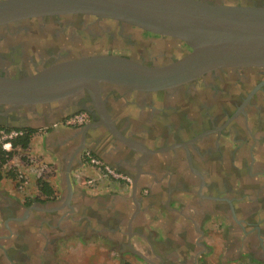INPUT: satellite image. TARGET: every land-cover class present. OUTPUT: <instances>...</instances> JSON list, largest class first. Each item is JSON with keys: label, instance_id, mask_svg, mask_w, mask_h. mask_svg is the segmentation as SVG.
<instances>
[{"label": "flooded vegetation", "instance_id": "af4514ba", "mask_svg": "<svg viewBox=\"0 0 264 264\" xmlns=\"http://www.w3.org/2000/svg\"><path fill=\"white\" fill-rule=\"evenodd\" d=\"M210 1L264 6V0ZM128 27L131 26L87 15L45 16L1 25L0 75L19 78L52 63L95 54H115L147 66H161L189 52L178 40L139 29L145 34L177 41L180 49L169 57L170 61L162 62L142 55L115 53L116 45L102 50L103 53L98 49L92 53L84 49L74 51V45L79 42L83 47L87 46L83 42L95 47L101 37L133 45L131 35L125 34ZM114 32L117 36L113 37ZM101 90L112 119L124 135L151 151L165 149L147 155L143 167L149 168L146 172L149 175L154 171L161 173L167 186L166 200L175 183H185L189 189L183 178L174 179L187 172L192 176L193 195L207 202V216L222 219L225 225L221 230L227 237L240 231L246 254L252 258L259 254L258 258L264 260V195L258 194L259 191L264 194V68L218 69L185 85L159 92L131 91L110 85H102ZM57 104L35 106L33 115H26L27 109L22 108L18 124L28 123L29 117L47 121L76 113L70 107L55 109ZM86 106L92 110L89 123L68 127L82 135L89 133L85 132V126L98 119L92 106ZM5 109L0 106V112ZM13 124L8 118L0 117L1 128L13 129L10 127ZM84 146L79 143L74 150L81 155ZM133 151L139 157L144 155ZM244 181L249 192L232 188L234 183L242 185ZM181 186L186 189L185 185ZM142 193L148 195V191ZM1 223L6 234L0 244V264H44L40 263L41 243L30 240L29 235L37 223L20 226L15 231L6 230V221ZM51 242L53 245L54 239Z\"/></svg>", "mask_w": 264, "mask_h": 264}, {"label": "crops", "instance_id": "0c3cea01", "mask_svg": "<svg viewBox=\"0 0 264 264\" xmlns=\"http://www.w3.org/2000/svg\"><path fill=\"white\" fill-rule=\"evenodd\" d=\"M69 107L58 103L55 109ZM66 116L69 114L47 121L29 117L27 129L34 131L29 146L17 149L5 167L13 168L23 179L0 181V244L6 234L1 226L4 220L7 231L37 223L28 234L32 238L38 235L40 263L44 264H240L244 255L252 264H264L259 254L252 258L239 252L238 230L224 241L222 219L207 216V202L193 195L192 176L187 172L174 179L183 178L189 189L185 183H175L166 200L161 173L149 175V168L142 167L146 174L139 178L134 199L131 187L102 177L74 149L83 143L103 162L132 178L139 154L102 125L86 135L61 125ZM39 179L50 184L54 199L40 193ZM147 191L144 196L142 192Z\"/></svg>", "mask_w": 264, "mask_h": 264}, {"label": "water", "instance_id": "95a60500", "mask_svg": "<svg viewBox=\"0 0 264 264\" xmlns=\"http://www.w3.org/2000/svg\"><path fill=\"white\" fill-rule=\"evenodd\" d=\"M63 15L118 21L178 40L189 48L182 57L161 66H147L115 54H95L52 63L19 78L0 75V106L6 107L0 117L14 123L11 128L28 127L27 123L18 124L22 108L27 109L26 115H33L35 106L64 103L71 109L91 113V108L86 106L90 104L98 119L85 126V132L102 125L128 148L144 152L136 161L131 184L134 199L147 155L165 149L151 151L124 135L105 105L101 86L159 92L185 85L218 69L264 68V6L210 0H0V26ZM65 179L70 193L68 168ZM134 203L138 209V203Z\"/></svg>", "mask_w": 264, "mask_h": 264}, {"label": "rangeland", "instance_id": "374dc122", "mask_svg": "<svg viewBox=\"0 0 264 264\" xmlns=\"http://www.w3.org/2000/svg\"><path fill=\"white\" fill-rule=\"evenodd\" d=\"M125 34L131 35L130 37H131L132 43H134L133 45H126V44L123 45V42H115V41H112V38L108 39L106 37H101L100 39H98V45H96L95 47H91V45L86 42H83V43L87 44V46L83 47L81 45L82 43L79 42L74 45V51H76V49L77 50L84 49L83 51L92 53L93 50L98 49L99 51L101 50L102 52V50H106L107 48L111 46L113 48L116 45L114 49L115 53L123 54V55H136V56L142 55L145 57L156 58L158 61L162 62V61H167V60L170 61L169 57L173 56V53L180 49V44L177 41H173L169 38H158L150 34H145L135 28L132 29L131 27H128L125 31ZM114 36H117L115 32L113 33V37ZM121 45L123 47H121ZM125 47L127 48V50L124 49ZM245 187H249L245 183V181L242 185H240V183L239 184L234 183V185L232 186L233 189H237L242 192L246 190L247 192H249L250 190ZM258 194L264 195L263 191H259ZM242 205L244 204H239L238 206H242ZM242 236L243 235H241L240 231H238V241L240 244H241L240 239ZM222 237H223V234H222ZM226 238L227 236L225 237L224 235V238H223L224 241H226ZM233 238H234V235H233ZM30 240H34L36 242L38 240V243H39L38 235L34 234L33 238L30 237ZM225 245H226V242H225ZM240 246H239V252H243V253L246 252V250L244 249V246L241 249H240ZM225 248L228 249L229 246L227 248V245H226ZM234 251H235V247L232 248V252ZM239 262L240 264H252L253 263L251 259L247 258V255H244L243 258L241 257L239 259Z\"/></svg>", "mask_w": 264, "mask_h": 264}, {"label": "built area", "instance_id": "2783aa9c", "mask_svg": "<svg viewBox=\"0 0 264 264\" xmlns=\"http://www.w3.org/2000/svg\"><path fill=\"white\" fill-rule=\"evenodd\" d=\"M59 123L65 127H82L89 123V113L86 111H79L69 116H66ZM23 133L24 132L21 129H7V128L0 127V148L1 150H3L4 152L12 151L11 142L14 139L22 136ZM81 156H82V159L89 166L97 169L102 177L108 180L114 181V182L122 183L128 187L131 186L132 178L129 175H126L122 173L121 171H118L114 169L113 167L109 166L108 164L103 162L100 158H98L96 155H94L89 149H83ZM17 179L21 181L23 179V176L21 174H18ZM86 184L92 186L93 181H87Z\"/></svg>", "mask_w": 264, "mask_h": 264}, {"label": "trees", "instance_id": "16d2710c", "mask_svg": "<svg viewBox=\"0 0 264 264\" xmlns=\"http://www.w3.org/2000/svg\"><path fill=\"white\" fill-rule=\"evenodd\" d=\"M24 133L22 136L14 139L11 142L12 151L10 152H4L0 148V181L4 178L11 177L16 179L18 176V172L14 170L13 168L7 169L5 168L8 160H10L14 154L16 153V149H22L25 150L28 148L30 139L32 134L34 133L31 129H21ZM18 180V179H17ZM20 182V180H19ZM38 189L40 193L46 197V199H54V191L50 184L46 182L45 180L39 179L38 180ZM39 201V200H36Z\"/></svg>", "mask_w": 264, "mask_h": 264}]
</instances>
